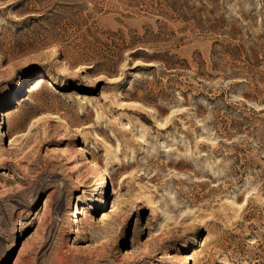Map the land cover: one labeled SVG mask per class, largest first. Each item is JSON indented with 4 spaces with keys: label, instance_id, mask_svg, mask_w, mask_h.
Returning <instances> with one entry per match:
<instances>
[{
    "label": "rangeland",
    "instance_id": "rangeland-1",
    "mask_svg": "<svg viewBox=\"0 0 264 264\" xmlns=\"http://www.w3.org/2000/svg\"><path fill=\"white\" fill-rule=\"evenodd\" d=\"M0 264H264V0H0Z\"/></svg>",
    "mask_w": 264,
    "mask_h": 264
},
{
    "label": "bare ground",
    "instance_id": "bare-ground-1",
    "mask_svg": "<svg viewBox=\"0 0 264 264\" xmlns=\"http://www.w3.org/2000/svg\"><path fill=\"white\" fill-rule=\"evenodd\" d=\"M3 115H5V114H3ZM6 134H8L9 137L11 136V134H10L9 131H7ZM6 134H5V135H6ZM2 135H3V132H2ZM15 139H16V138H13V139H12V138L10 137V143H9V145H13V144L15 143ZM78 149H79L81 152H85V151H86V150H85V147H81V146H79ZM79 150H78V151H79ZM88 154H89V153H88ZM82 156H83V155H82ZM92 156H93V155H92ZM85 161H87V160L85 159ZM87 163H88V162H87ZM95 163H96L95 161H93V160H89V164H90V165L95 166V165H96ZM84 164H85V162H84ZM84 166H86V165H84ZM97 168L99 169V167H97ZM97 168H96V169H97ZM99 170H100V169H99ZM98 173H99V171H98ZM102 173H103V172H102ZM103 174H104V173H103ZM100 178H102V177H100ZM111 178H112V176H110V179H111ZM103 187H104V186H103ZM112 208H113V209H112L111 212H115V211H116V207L113 206ZM84 213H85V212H84L83 209L81 210V209L78 208V209L74 210V212H73V217H75V218H74V219L72 218L73 221H74V222H78V220H76L77 216H78L79 214H84ZM85 215H86V214H85ZM83 216H84V215H83ZM70 223H71V222H70ZM77 231H78V230L76 229V232H77ZM190 258L192 259L193 257H191V256H190V257H187V259H190Z\"/></svg>",
    "mask_w": 264,
    "mask_h": 264
}]
</instances>
